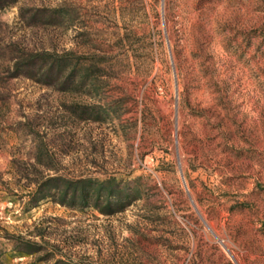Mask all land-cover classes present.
<instances>
[{"label":"rangeland","instance_id":"1","mask_svg":"<svg viewBox=\"0 0 264 264\" xmlns=\"http://www.w3.org/2000/svg\"><path fill=\"white\" fill-rule=\"evenodd\" d=\"M0 264H264V0H0Z\"/></svg>","mask_w":264,"mask_h":264}]
</instances>
